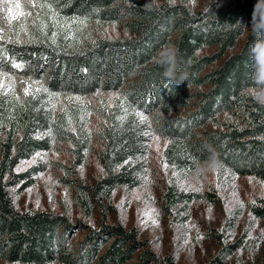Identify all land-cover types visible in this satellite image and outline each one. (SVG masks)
Returning a JSON list of instances; mask_svg holds the SVG:
<instances>
[{"label":"trees","instance_id":"16d2710c","mask_svg":"<svg viewBox=\"0 0 264 264\" xmlns=\"http://www.w3.org/2000/svg\"><path fill=\"white\" fill-rule=\"evenodd\" d=\"M197 1V0H186ZM61 19L102 24L124 22L132 38L110 40L48 22L27 38L12 26L0 39V66L22 63V74L40 71L50 60L47 92L17 95L0 89V259L7 264H175L171 255L159 258L140 239L135 227L120 222L88 230L72 243L74 225L63 214L35 209L19 211L10 188L33 186L45 164L17 170L37 153L69 143L73 166L85 164L92 148L89 115L103 118L97 136L105 175L95 184L81 185L83 202L107 201L119 187L141 184L149 166L148 145L164 138V162L192 172L204 163L219 172L252 176L264 183V105L245 89L252 86V45L256 37L242 26L250 24L254 5L236 0L193 11L185 4L137 5L130 0H51ZM241 48L235 49L246 34ZM163 46L178 52L185 81L173 85L155 57ZM215 46L211 55H199ZM264 56V53H261ZM222 63L206 71L211 64ZM119 94L111 105H94L85 98L97 92ZM54 94L70 96L52 105ZM193 100V102L191 101ZM178 112L177 114H173ZM50 133V135L48 134ZM163 207L189 205L195 200L216 202L212 193L185 191L169 183ZM264 220V199L250 207ZM243 246L242 239L226 245L227 255Z\"/></svg>","mask_w":264,"mask_h":264},{"label":"rangeland","instance_id":"374dc122","mask_svg":"<svg viewBox=\"0 0 264 264\" xmlns=\"http://www.w3.org/2000/svg\"><path fill=\"white\" fill-rule=\"evenodd\" d=\"M137 5L146 4H185L193 11L204 10L211 5H231L236 0H130ZM252 3L257 0H241ZM10 4L20 3L25 13L19 21L12 20V25L0 33L5 37L12 26L22 31L27 38H34L33 29L44 30L48 22L82 31L85 36L103 37L117 40L132 38L124 22L102 24L96 21H77L71 26L69 21L61 19L51 0H9ZM35 4V7L32 5ZM18 10L13 8V15ZM6 8L0 5V26L4 25ZM250 27V24H248ZM246 33L238 46L228 54L238 51ZM171 47V46H169ZM217 51L215 46H206L199 50V55H211ZM224 57L211 64L206 71L220 65ZM14 64L21 67L15 68ZM22 63L12 60L10 68L0 66V89L24 95V89L31 84L29 92H38L37 88L46 89V83L52 63L47 60L43 68L33 74H22ZM27 82V83H26ZM43 91V90H41ZM39 91V92H41ZM119 94L116 92H97L85 99L98 105H111ZM52 105H63L70 96L52 95ZM193 102V100H191ZM175 112L173 114H177ZM103 118L97 113L89 115V127L93 132L92 148L82 166H73V154L69 143H60L47 152L35 155L21 162L17 170H24L33 164H45L46 170L37 175L33 186L18 192L10 188L14 206L19 211L31 209L63 214L74 225L72 243L81 241L88 230H97L103 224L120 222L125 228L135 227L140 239L151 248L159 258L171 255L175 264H264V220L254 218L250 207L257 198L264 199V183L252 176H237L228 172H219L218 167L204 163L196 171H178L163 160L162 151L166 144L164 138L154 136L148 145L149 166L141 184L134 188L119 187L109 201L93 203L87 206L81 195V185L89 186L105 175L99 159L102 143L97 136ZM169 183H174L185 191H203L215 195L216 202L195 200L189 205L176 206L170 210L163 207V193ZM155 209L151 217L146 213ZM157 224H152L151 219ZM242 239L243 246L231 255L223 248L237 239ZM0 264H7L0 259ZM48 264H61L51 262Z\"/></svg>","mask_w":264,"mask_h":264},{"label":"clouds","instance_id":"9594fccd","mask_svg":"<svg viewBox=\"0 0 264 264\" xmlns=\"http://www.w3.org/2000/svg\"><path fill=\"white\" fill-rule=\"evenodd\" d=\"M244 30H250L251 35L256 37L252 45V86L245 89L252 98L260 105H264V0H257L252 13L251 28L242 26ZM163 69V76L173 85H180L186 79V74L180 71L182 65L178 52L175 48L163 46L155 57ZM203 169H198L197 174Z\"/></svg>","mask_w":264,"mask_h":264},{"label":"snow or ice","instance_id":"6c2138e0","mask_svg":"<svg viewBox=\"0 0 264 264\" xmlns=\"http://www.w3.org/2000/svg\"><path fill=\"white\" fill-rule=\"evenodd\" d=\"M0 5H3L6 8L5 17H4V25L0 26V33H2L5 30V28H7V27L12 25V20L19 21V19L21 17H23L25 15V13L22 12V11H19L21 9V4L20 3L10 4L9 0H0ZM35 6H36L35 4L32 5V7H35ZM13 8L18 10L15 15H13ZM9 17H12V20H10ZM81 23H83V21H81ZM0 39H3L2 35H0ZM13 67L19 69L21 67V65L20 64H14ZM30 88H31V84H29V86L24 89L25 95H29L30 94V92H29ZM8 90L10 91L11 87H9ZM41 90H43L45 92L48 91L47 89H41V88H37L36 89V91H41ZM48 134L50 135V133H48ZM37 155L39 156L41 154L37 153ZM184 190H188V189H184ZM154 212H155V209H152L151 212L146 213V215L151 217V214L154 213ZM151 223L152 224H157V221L153 218V219H151Z\"/></svg>","mask_w":264,"mask_h":264}]
</instances>
